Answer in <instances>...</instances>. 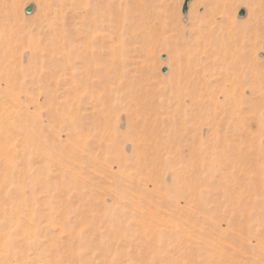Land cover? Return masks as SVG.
Returning <instances> with one entry per match:
<instances>
[{"label": "rangeland", "instance_id": "374dc122", "mask_svg": "<svg viewBox=\"0 0 264 264\" xmlns=\"http://www.w3.org/2000/svg\"><path fill=\"white\" fill-rule=\"evenodd\" d=\"M185 2L0 0V264H264V0Z\"/></svg>", "mask_w": 264, "mask_h": 264}, {"label": "water", "instance_id": "95a60500", "mask_svg": "<svg viewBox=\"0 0 264 264\" xmlns=\"http://www.w3.org/2000/svg\"><path fill=\"white\" fill-rule=\"evenodd\" d=\"M189 1L190 0H186L185 5H184V8H183V13H187ZM31 11H33V8H29L28 9V12H31ZM245 14H246V12L244 10H241L240 11V15L243 16ZM163 71L166 72V70H163Z\"/></svg>", "mask_w": 264, "mask_h": 264}]
</instances>
